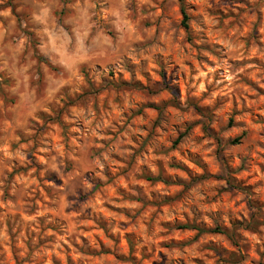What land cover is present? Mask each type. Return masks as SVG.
I'll return each instance as SVG.
<instances>
[{"label":"clouds","instance_id":"1","mask_svg":"<svg viewBox=\"0 0 264 264\" xmlns=\"http://www.w3.org/2000/svg\"><path fill=\"white\" fill-rule=\"evenodd\" d=\"M0 264H264V0H0Z\"/></svg>","mask_w":264,"mask_h":264}]
</instances>
